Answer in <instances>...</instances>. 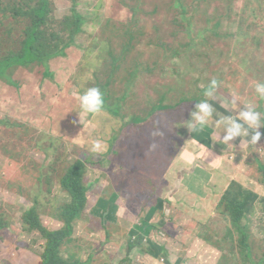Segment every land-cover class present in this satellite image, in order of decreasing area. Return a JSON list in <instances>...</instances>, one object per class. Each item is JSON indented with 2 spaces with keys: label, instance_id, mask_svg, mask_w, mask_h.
I'll return each mask as SVG.
<instances>
[{
  "label": "rangeland",
  "instance_id": "1",
  "mask_svg": "<svg viewBox=\"0 0 264 264\" xmlns=\"http://www.w3.org/2000/svg\"><path fill=\"white\" fill-rule=\"evenodd\" d=\"M116 2L129 3V0H56L55 19L60 21L70 16L75 10L87 18L86 34L91 38L98 37V48H103L97 50L99 53L117 51L123 45L126 47L122 50H130L136 43L133 35L120 29L117 24L110 22V19L100 20L97 17L105 15L109 5L116 8ZM143 5L144 15L142 18L137 17V22L146 30L142 39L148 56L147 66L152 68L161 79H166L168 84H157L150 76H144L138 83L140 82L146 91L139 88L132 89V94L125 96L126 105H131L132 111L141 116L164 97H168L169 106L178 105V112L167 116L161 114L157 118L160 123L158 126L144 129H150L151 131L147 130L150 135L153 131L162 133V135L155 137L151 135L147 138L149 146L153 143L157 144V148L150 150V153L171 163V156L163 154V148H169V150L172 148L170 151L175 153L179 149L178 158L186 162L191 160L194 147L199 144L202 155L206 157L208 154H211V158L216 155L221 161L231 156H235L236 161L243 158L242 162L231 165L232 176L233 169H239L241 165L247 174L255 176L253 164L256 160V151L262 156L257 158V163L254 165H257L259 169L260 164L264 165L263 127L259 129L262 135L256 145L247 142L250 140L251 133L247 137H237L226 145L220 139V135L221 138L223 136L221 133L223 125L206 126L190 134L186 127L189 119H180V117L191 118L190 112L194 110L195 104L204 99H208L220 116L237 115L247 103L257 105V110L264 113V99L255 93V84L264 83V0H143ZM125 14V8L121 9L120 16L125 17ZM114 29L117 31V37L115 45L112 46L110 41L113 38ZM237 34H240L241 39H247L243 46L234 39ZM16 35V31L6 34L2 42L8 43V40L13 42ZM88 56L89 54L82 55L72 77L74 84L69 89V94L78 103H80L79 95L92 81V77L82 70ZM131 67L134 68L135 64H131ZM162 68H165L164 74L160 72ZM213 79L218 82L215 98H207L204 92ZM151 88H157V90L153 93ZM46 91V88L41 87L39 94L42 95ZM25 96L31 99L29 95ZM132 96L134 100L130 103L129 97ZM4 99L7 101L4 102ZM42 99L57 101L50 97ZM143 100L145 104L141 105ZM63 101L62 108L79 114L78 105L71 107L68 104L69 100L63 99ZM31 109L25 104L17 103L8 94L3 99L0 98V223L5 225L0 230V264H42L41 254L44 251L40 248L42 241L37 240L34 233L24 228L22 221L24 212L35 206L39 210L48 212L52 220L56 218L58 210L71 201L70 196L61 187V180L70 164L63 165V159L49 164L52 160L50 155L52 152L59 149L60 156L63 157V139L59 142L47 137L37 140L26 134L33 128L39 127V120L29 114ZM214 119L218 117L214 115ZM111 121L115 123V129L119 131L125 119L111 118L108 115L92 119L81 133V139L84 141L72 143L73 155L78 156L80 152L90 148L91 141L95 139L105 141L107 126ZM175 123L180 128H175L177 126ZM202 131L207 133L203 135ZM52 134L55 135V132ZM139 134L140 131L135 132L134 136H121L124 141L123 148ZM209 141L211 146L209 145L208 149ZM117 144L118 142L115 143L113 150L119 148ZM248 145L253 147L246 149ZM22 146L26 148V152L23 153L28 155L34 150L41 151L38 159L44 165L38 169L32 166L27 169L24 163L17 162L18 154H14L16 158L6 156L8 151L16 147L19 148L20 153ZM68 159H71V156H68ZM103 162L110 167L105 173L96 172L90 168L86 172V186L87 190L89 189L88 198L92 202L91 208L95 199L99 197L97 186L94 184L95 177L98 182H101L102 178L112 179L114 182L125 178L130 180L139 178L143 182L151 180L150 205L156 204L159 192L153 188L152 183L160 181L158 176L165 168L147 169L143 161H138L137 169L133 170L129 167L123 169L118 167L115 158L110 155L104 157ZM98 167L104 168L100 165ZM204 170L205 163L200 160L197 174L199 179L205 177ZM257 173L264 183V171L260 169ZM191 174L189 165L183 167L182 176ZM224 177L227 178L226 175ZM121 192L127 199L124 209L129 213V218L132 221L139 215L137 221L141 222L148 208L142 206L137 197L123 190ZM133 199L139 204L129 208ZM112 207L113 203H110L106 211L111 213ZM91 210L81 211L80 220L74 221L72 237L81 236L84 240L97 242V245L82 252L73 248L71 258L74 257L73 253H80L85 261L88 255H92L93 260H97L100 264H114V256L119 250L118 264H147L146 261L139 260H145L146 250L149 244L153 243L163 247L159 253L161 257L155 258L154 263L148 264H264V212L255 207L244 219L247 220L249 216L245 228L241 226L246 236L244 241H242V234L234 226L232 218L224 215L227 219L225 223H222V232L218 235L201 234L202 230L196 229L192 230L191 235H181L172 227H170V233L155 228L147 239L141 241L138 235L127 232L124 237L117 236L122 245L114 250L113 254L107 253V247L114 234L110 232L112 225H105V222L98 217L94 220L102 229L93 233L86 230L87 223L93 220ZM145 217L149 220L152 216ZM162 240L169 241L161 244ZM193 240L194 244L195 242L199 244L191 245ZM206 244L210 245L209 250ZM62 255L65 259L67 258L63 252ZM132 257L134 262L130 260Z\"/></svg>",
  "mask_w": 264,
  "mask_h": 264
},
{
  "label": "trees",
  "instance_id": "2",
  "mask_svg": "<svg viewBox=\"0 0 264 264\" xmlns=\"http://www.w3.org/2000/svg\"><path fill=\"white\" fill-rule=\"evenodd\" d=\"M55 1L0 0V98L3 99L8 94L17 103L32 108L29 114L39 120V127L24 133L37 140L47 137L59 142L63 139V147L72 146V143H78L77 139L80 134L95 116L84 113L80 103L69 94V89L74 84L72 77L81 57L83 54H89L82 69L92 77L86 89L99 87L105 96L104 109L98 116L108 115L111 118L125 119V121L119 131L115 129V123L111 121L106 140L99 139L105 145V155L90 154L87 149L80 152L78 156H74L73 151L69 155L63 153V157L60 156L59 149L52 152L50 154L52 160L49 164L62 161V159L63 165L70 164L61 180V187L70 196L71 201L58 210L55 219L50 220L48 212L32 206L24 212L22 221L24 228L34 233L37 240L42 241L40 244V248L44 250L41 254L42 264H100L97 260H93L92 255H88L86 261L82 259L80 253H73L74 257H70L73 248L82 252L97 245V242L84 240L81 236L72 237L74 221L80 220L79 214L90 202L86 186V172L90 166L103 167L104 157L116 155L113 148L119 139L123 141L121 136H134L135 132L140 131L139 138L137 136L135 140L140 141L141 136L145 132L148 133L147 130L151 131L150 129L144 130L145 128L158 126L160 124L157 125L159 115L167 116L178 112V105L171 103L173 106H169L168 97H164L155 103L151 110L145 111L142 116L134 113L131 105H126L125 96L132 94V89L139 88L146 91L145 87L140 82L138 83L144 76H150L154 83L168 84L166 79H161L152 68L147 66L148 56L142 39L146 30L137 22V17L142 18L144 15L143 0H129V3L116 2V8L109 5L105 15L97 16L100 20L110 19V22L117 24L120 29L132 34L136 41L130 50H122L126 47L123 45L117 51L108 52L104 49L105 54L97 51L103 49L98 48V37L91 38L86 34V17L73 10L70 16L56 21ZM72 6L74 7L73 2ZM178 7L182 10L180 5ZM123 8L126 10L125 17L120 16V10ZM13 31L17 32L16 39L13 42L11 40H8V43L2 42V38ZM116 37L117 31L114 29L113 38L110 41L112 46L115 45ZM234 39L242 46L247 40L241 39L240 34L235 35ZM131 64H135V67L132 68ZM160 72L164 74L165 68H162ZM41 87L47 90L42 95L39 94ZM156 90L157 88H151L153 93ZM25 95H29L31 99ZM43 97H50L57 101L43 100ZM63 99L69 100L68 104L71 107L78 105L79 114L62 108ZM129 100L130 103L133 102L134 97H129ZM144 104L145 100L141 102V105ZM2 124L7 123L2 122ZM53 132L55 135L52 134ZM147 136L151 135L148 133ZM23 152H26V148L22 146L19 153V148L16 147L8 151L6 156L16 158L14 154H18L17 162L24 163L27 169L31 166L38 169L44 165L38 159L41 151L34 150L30 155ZM68 156H71V159H68ZM253 169L256 172L254 165ZM260 169L264 171V165L260 164ZM94 171L100 172L99 169ZM114 191L116 188H113V193ZM111 197L116 201L118 199L117 195ZM113 198L101 201L98 207L104 208L107 203L113 202ZM259 199L256 192L233 181L221 200L223 215L232 218L234 226L242 234V241L246 238L241 228L243 221ZM115 211L116 208L113 207L112 213ZM155 213L156 211L149 210L146 216L151 215L152 217L149 220L145 217L140 227L137 228L145 234L146 238L150 236L152 226L149 223ZM0 226L1 230L5 225L0 223ZM114 231V228L110 230V232ZM122 234L121 232L120 235ZM107 250L108 254L114 253L111 245L107 247ZM161 250L160 246L149 244L146 254L149 253L158 258ZM62 252L64 256H67L66 259ZM118 254L119 250L114 256V264H118ZM130 260L135 261L133 257Z\"/></svg>",
  "mask_w": 264,
  "mask_h": 264
},
{
  "label": "crops",
  "instance_id": "3",
  "mask_svg": "<svg viewBox=\"0 0 264 264\" xmlns=\"http://www.w3.org/2000/svg\"><path fill=\"white\" fill-rule=\"evenodd\" d=\"M98 117L100 116L95 115L93 119ZM180 119L190 118L180 117ZM109 125L107 126L106 124L107 129ZM176 125L177 124L175 123V126ZM175 128L180 127L177 125ZM182 129L184 128L182 127ZM192 133L190 132V134ZM206 133L207 131L201 132L203 135ZM147 138L150 137H148L146 133L141 136L140 141H135L136 137H134L124 148L123 141L119 139L117 144L119 145V148L113 150L116 155L112 156V158H115V161L118 163V167L123 169L128 167L133 170L137 169L138 161H143L147 169L156 170L160 167L165 168L164 171H161L158 176L160 181L158 183H152L153 188L159 192V198L155 205H150L151 180L143 182L139 178L131 180L125 178L118 182H114L112 179L108 180L107 178H102L101 182H98L97 177L94 179V184L98 189L97 196L99 195V197L95 199L92 208L91 199L86 207V209H92L91 211L93 213V220H90L87 223L86 230L89 233H93L94 231L102 229V227L97 226L94 220L98 217L105 222V225H112V228H114L115 231L111 238L110 245L114 250L119 249L122 245L117 239V236L124 237L127 232L138 235L139 237L145 235L137 228L140 227L139 223L143 222V219L149 210L156 211L149 223V225L152 226L151 233L155 231V228H160V230L170 233V227H172L173 229L178 230L179 234L181 235H191L193 229L202 230L201 234H220V232H222V223H225V220L227 219L223 215L221 200L233 180L239 181L242 185L258 194L260 199L255 203L254 207L264 212V183H262V178H260L259 174L257 173L260 171L259 167L254 165L257 163V158L262 156V154H260L258 151H256V160L253 164L256 168L255 176L252 174H247V172L242 169V165L239 169H233L232 176L231 165H234L237 162H242L243 158H240L238 161H236L237 158H235V156H231L227 157L226 160L224 158L221 161L216 157V155L211 158V154H208L206 157L202 155V149L198 144L194 147V155L192 156L191 160L186 162H182L180 158H178L179 149L175 153L170 151L172 148L170 150L169 148H163L162 153L165 155L169 154V156H171V163H167L164 158H157L155 154L150 153ZM79 141H84L81 139V134L77 139V142ZM207 143V148L209 149L211 146L210 141ZM251 147L253 146L248 145L245 148L250 149ZM63 149L64 153L68 155L73 151L71 145H68ZM86 149L90 154H106V148H104V150L99 153L92 152L91 148ZM131 158H133V160ZM173 158H175V160ZM200 160H203L205 163V177L201 179L197 177ZM72 161H74V158H72ZM187 165H189L191 168L192 174L190 176L184 177L181 175V172L183 167ZM89 168L92 170L97 168L100 170V172L105 173V171H107V169L110 167L105 164L104 168H100L98 166H90ZM225 175L227 176L226 179L224 177ZM113 188H116L114 193ZM121 190L125 191L127 194L137 197L140 204L148 208V210L143 215L141 222L137 221V217L139 215H137L135 219H132V221L129 218V213L124 209L127 199L125 196H123ZM88 191L89 189L87 192ZM112 195L118 196L117 201L111 197ZM109 198H113V202L107 203L104 208L98 207V203L101 201H107ZM139 202L133 199V202H130L129 208H134V205L138 206ZM110 203H113V207L116 208L115 213H108L106 211V208L110 205ZM248 220L249 216L247 220H244L242 225L243 228H245ZM121 232L123 233L122 235H120ZM167 241L169 240H162L161 244ZM198 244V242H195L194 244L193 240L191 245L196 246ZM206 247L208 250L210 249L209 244H206ZM144 259L145 260L139 261H146L147 264L154 263L155 256L148 253Z\"/></svg>",
  "mask_w": 264,
  "mask_h": 264
},
{
  "label": "clouds",
  "instance_id": "4",
  "mask_svg": "<svg viewBox=\"0 0 264 264\" xmlns=\"http://www.w3.org/2000/svg\"><path fill=\"white\" fill-rule=\"evenodd\" d=\"M218 82L213 79L204 92V96L207 98H215ZM255 93L264 99V83L257 82L255 84ZM79 102L81 109L86 114L98 115L102 113L105 105L104 92L99 87H90L84 90L79 95ZM235 102V101H234ZM257 105L247 103L243 109L238 112L237 115L220 116L216 112V109L209 103L208 99L201 100L196 103L194 110L190 112V119L188 120L186 127L192 133L202 130L206 126L219 127L223 125V136L220 139L224 144H230L229 142L237 137H247L251 133L250 140L247 142L256 145L261 140L262 133L259 131L261 127H264V113L257 110ZM218 117V119H214ZM159 121H157V125ZM251 130V131H249ZM153 137L162 135L158 131L151 133ZM105 145L99 139L91 141V151L99 153L103 151ZM157 144L153 143L149 146L150 150H155ZM147 239L145 235L140 237V240Z\"/></svg>",
  "mask_w": 264,
  "mask_h": 264
}]
</instances>
